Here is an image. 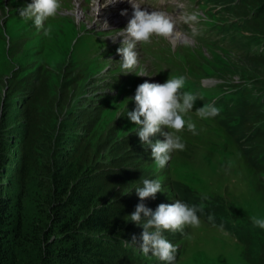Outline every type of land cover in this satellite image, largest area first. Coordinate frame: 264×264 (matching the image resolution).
Segmentation results:
<instances>
[{
  "label": "rangeland",
  "instance_id": "374dc122",
  "mask_svg": "<svg viewBox=\"0 0 264 264\" xmlns=\"http://www.w3.org/2000/svg\"><path fill=\"white\" fill-rule=\"evenodd\" d=\"M121 1L115 6L111 2L101 8L96 17L94 0H61L59 14L45 22L48 29L45 34L43 29L37 30L33 19L19 15L22 4L33 0H0V118L6 117L3 128L22 127L17 112L33 93L28 83L20 84L16 90L13 84L39 69L55 98L51 107L55 116H51L49 123L53 126L59 148L72 147L73 137L86 132L80 122L90 111L97 123L87 138L93 144L102 139L111 140L112 144L124 141L127 145L125 151H130L134 162L144 168L147 179L160 181L163 192H158L155 199L148 198L147 207L154 211L161 203H175L179 197L172 182L182 181L198 196L219 202L225 212H235L239 221L243 220L244 225L264 237V229L255 227L251 220L252 216L264 218V173L256 172L247 162L240 147L222 126V117H198L195 111L200 108L197 106L200 98H197L192 111L185 117L196 124L197 134L185 127L179 133L185 144L184 150L171 153L167 165L160 169L151 157V148L140 142L136 132L139 126L126 115L136 107L135 100L130 98H134L137 86L145 81L155 83V64L167 65L168 69L173 67L175 77L181 74L194 78L211 77L212 80L227 77L230 82L245 85L252 91L248 96L245 93V99L258 96L264 90V67L257 69L247 59L255 51L264 53L261 45L264 31H253L246 18L253 14L257 15L248 20L263 17L264 0L253 4H249V0H225L234 4L231 13L224 12L226 7L213 2L209 12L212 18L241 27V30L229 29L228 46L197 39L188 31L192 29H188V22H184L186 15L168 13L176 18L175 31L183 37L174 43L171 39L154 36L150 44H137L140 66L147 73L144 76L137 75L140 69L133 70L137 74H124L120 66L122 58L117 48L122 46V41L118 40L124 37L117 36L113 42L112 36L126 28L127 23L121 21L130 20L129 10L132 9V6L120 9ZM104 2L106 0H100L101 4ZM202 7L198 2L187 5L189 11H199V20H203ZM123 10H127L126 15L121 14ZM236 17L237 22L231 23ZM240 75L250 80L242 79ZM201 93L197 96L200 97ZM167 130L162 126L161 133L151 137L153 142L164 140L162 132ZM63 137L66 141L60 139ZM16 149L14 146L6 151L14 153ZM111 152L110 148L102 151L98 159L110 160L113 158ZM8 177L9 174L6 181ZM136 187L140 185L132 188ZM4 191L11 194L13 188ZM97 198L101 197L97 195ZM200 220L199 227L186 226L183 233L177 231L171 236L170 231L163 232L165 238L177 246L175 264H246L245 245L233 237V232L209 222L208 218L200 217ZM254 247L257 248L252 245L250 250Z\"/></svg>",
  "mask_w": 264,
  "mask_h": 264
},
{
  "label": "trees",
  "instance_id": "16d2710c",
  "mask_svg": "<svg viewBox=\"0 0 264 264\" xmlns=\"http://www.w3.org/2000/svg\"><path fill=\"white\" fill-rule=\"evenodd\" d=\"M214 1L226 7L224 12H233L234 4ZM257 1L249 0V4ZM256 15H248L246 21L253 31L263 33L264 16L248 20ZM247 60L257 69L264 67V53L255 51ZM25 76L13 84L16 90L20 84L28 83L33 93L17 112L22 127L3 128L6 117L0 118V264H137L131 260L132 245L126 246L125 241L133 235L138 239L143 232L142 225L129 216L138 203L147 204V199L141 201L132 188L142 186L148 177L146 171L134 162L130 151H125L124 141L112 144L102 139L93 144L87 138L97 123L90 111L83 112L80 122L86 132L73 137L72 147L59 148L49 123L55 116L51 109L55 98L47 79L39 69ZM240 78L250 80L247 76ZM235 87V101L216 118L225 116L221 120L225 130L234 136L253 169L264 173V124L256 123L264 120V90L245 99V93L248 96L252 91L245 85ZM14 146V153L6 151ZM109 148L113 158L98 159L99 153ZM259 152L263 153L260 158ZM10 187L13 192L6 194L4 190ZM173 188L185 202L202 207L199 215H212L217 223L226 225L219 206H202L201 200L180 181H174ZM239 236L245 245L246 264H264V240H258L257 248L250 250L253 237L249 232Z\"/></svg>",
  "mask_w": 264,
  "mask_h": 264
},
{
  "label": "clouds",
  "instance_id": "9594fccd",
  "mask_svg": "<svg viewBox=\"0 0 264 264\" xmlns=\"http://www.w3.org/2000/svg\"><path fill=\"white\" fill-rule=\"evenodd\" d=\"M111 2H113V0H106V2L101 4L100 0H94L96 17L99 15L101 8L106 7ZM128 3L133 9L132 17L128 21L126 28L117 32L112 36V39L113 42H115L117 36L124 37V39L120 38V40H118V42L122 41V46L117 48V53L120 54L122 58L120 66L123 69V73H136L133 70L140 69L139 74H136L144 76L147 75V73L140 66L139 54L136 50L137 44H150L154 36L165 39H175L179 36L175 31L177 21L173 16L168 14L172 12L145 6L143 0H128ZM214 4L218 3L214 1ZM141 6L145 8L142 9ZM199 6L202 7L203 5ZM61 7V0H33L32 3L19 10V15L26 19H33L37 30L43 29L45 34H47L48 29L45 28V22L49 20V18L56 17ZM203 7L200 13L203 20H199L201 17L198 18V10L189 11L184 4H180L178 9L173 13L176 15H186L184 17V22H188V29H192V31H188L197 39L219 46H228L226 41L228 31L234 26L221 23L212 18V15L209 14L210 11ZM147 8L153 11L149 12ZM121 14L126 15L127 10H123ZM237 19V17L232 19L231 23H235ZM212 23H215V25H222L223 30L221 32H218L216 29L205 31V28L211 27ZM104 24L107 26L106 21ZM184 43L187 44L189 41L184 40ZM261 45H263V49L264 41H262ZM164 66L166 69L169 68L167 65L159 64H155L154 68L158 72V69ZM171 68L173 67L170 66L169 70H171ZM215 77H217V75H215ZM201 80H203L205 84L204 87L208 91L201 93L200 97L197 96L199 93L193 94L184 91L183 88L186 81L188 83L193 82L198 84ZM235 85L237 84L230 82L227 77L212 80L211 77L202 76L194 78L181 74L179 77L172 75V78H169L167 81L155 75V83L145 81L137 86L134 98H130L135 100L136 107L132 111H127L126 115L135 125L139 126L136 131L137 135L142 145L151 148V157L157 168L163 169L167 165L171 158V153L184 150L185 144L182 142V137L179 133L183 132L185 127L192 134H197L196 124L191 118L185 119L187 113L192 111L196 99L200 98V101H197L198 104L196 103L200 108L195 111L198 117L201 119L214 118L221 114L222 111L220 110L225 107L221 105L219 96L215 94V91H222L223 87L234 88ZM221 117V120L225 118V116ZM237 123L239 122L237 121ZM256 123L261 126L264 124V120L259 119ZM162 126L168 129L162 132L165 139H157L153 142L151 137H154L157 133H161ZM232 138L240 147L234 136H232ZM240 149L243 153L241 147ZM258 155V158H260L263 153L259 152ZM246 160L253 168L254 166L249 160L247 158ZM182 183L201 200L202 206H208L210 204L219 206L224 214L222 221L225 222L226 225L217 223L218 221L215 220L212 215L202 217L198 214V212L203 211L202 207L198 208L195 205H191L179 196L180 200L177 199L175 203L172 204L161 203L154 211L143 202L138 203L135 211L132 212L129 217L130 220L137 225H142V235L138 239L133 235L130 241H125L126 246L132 245L130 251L132 261L137 264H175L178 251L177 246L169 242L163 235V232L170 231L175 233L179 231L183 233L186 226L199 227L201 224L200 217L208 218L209 222L215 221L214 223L216 225L222 226L233 232V237L237 240L240 239L239 235H241V233L247 232H249V235L254 239L253 245H255L258 240H264L261 233L249 228L246 224L244 225L245 222L243 220L239 221V217L235 212L231 210L225 212L223 206L219 202L198 196L188 184ZM135 189L141 201L148 198L155 199L158 192H163L160 181L153 179H143L142 186L136 187ZM122 194H128V192H122ZM251 220L255 227L264 229V218L252 216Z\"/></svg>",
  "mask_w": 264,
  "mask_h": 264
},
{
  "label": "bare ground",
  "instance_id": "6f19581e",
  "mask_svg": "<svg viewBox=\"0 0 264 264\" xmlns=\"http://www.w3.org/2000/svg\"><path fill=\"white\" fill-rule=\"evenodd\" d=\"M120 3V0H113V5L115 6L116 4H119ZM28 4H30V2H27V3H24V4H22V8L23 7H26ZM112 4V3H111ZM126 6H131L129 3H128V0H122L121 1V5H120V9H122V8H124V7H126ZM143 7V6H142ZM115 8V7H114ZM144 8V7H143ZM142 8V9H143ZM119 11V10H118ZM148 11L149 12H151V11H153L152 9H148ZM129 12H131V17H132V14H133V9H130L129 10ZM113 15V14H112ZM131 17H130V19H131ZM175 18V17H174ZM176 19V18H175ZM122 22H124V23H128V22H126L125 20L124 21H121V23ZM176 30V29H175ZM182 35L181 34H179V36H177L175 39H171L174 43H177V42H179L180 40H181V37ZM183 37V36H182Z\"/></svg>",
  "mask_w": 264,
  "mask_h": 264
}]
</instances>
